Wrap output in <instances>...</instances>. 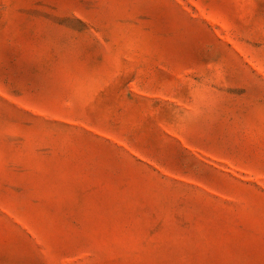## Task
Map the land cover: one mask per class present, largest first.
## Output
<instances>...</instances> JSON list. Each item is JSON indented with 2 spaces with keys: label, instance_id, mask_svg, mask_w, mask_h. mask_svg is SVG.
<instances>
[{
  "label": "rangeland",
  "instance_id": "obj_1",
  "mask_svg": "<svg viewBox=\"0 0 264 264\" xmlns=\"http://www.w3.org/2000/svg\"><path fill=\"white\" fill-rule=\"evenodd\" d=\"M0 264H264V0H0Z\"/></svg>",
  "mask_w": 264,
  "mask_h": 264
}]
</instances>
